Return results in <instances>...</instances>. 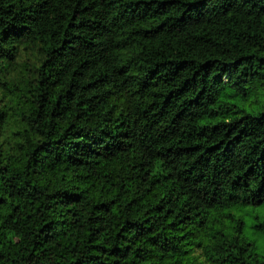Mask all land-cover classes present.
I'll use <instances>...</instances> for the list:
<instances>
[{
    "label": "trees",
    "instance_id": "16d2710c",
    "mask_svg": "<svg viewBox=\"0 0 264 264\" xmlns=\"http://www.w3.org/2000/svg\"><path fill=\"white\" fill-rule=\"evenodd\" d=\"M247 227L264 0H0V264H264Z\"/></svg>",
    "mask_w": 264,
    "mask_h": 264
},
{
    "label": "rangeland",
    "instance_id": "374dc122",
    "mask_svg": "<svg viewBox=\"0 0 264 264\" xmlns=\"http://www.w3.org/2000/svg\"><path fill=\"white\" fill-rule=\"evenodd\" d=\"M238 99L237 97H235ZM246 234L250 239L256 242V251L261 252L264 251V235L258 232H254L252 228H246Z\"/></svg>",
    "mask_w": 264,
    "mask_h": 264
}]
</instances>
